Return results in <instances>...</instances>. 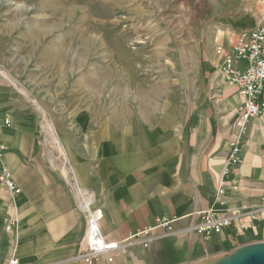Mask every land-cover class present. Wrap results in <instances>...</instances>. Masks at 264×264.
I'll return each instance as SVG.
<instances>
[{
    "label": "crops",
    "instance_id": "0c3cea01",
    "mask_svg": "<svg viewBox=\"0 0 264 264\" xmlns=\"http://www.w3.org/2000/svg\"><path fill=\"white\" fill-rule=\"evenodd\" d=\"M243 12L201 34L185 88L157 89L156 103L152 98L140 103L123 121L82 112L74 123L77 134L55 130L58 144L23 104L1 95L0 264L13 241L19 264H85L88 205L102 214L104 240L118 246L94 264H190L264 243L261 221L244 217L243 232L225 229L204 240L192 218L210 208L218 213L264 208V117L249 121L241 161L224 175L242 98L220 75L218 50L228 51L241 33L264 21L259 1ZM149 92L154 94L139 93ZM3 168L19 194L6 189ZM10 219L15 227L7 233ZM163 219L171 222L170 230L158 227ZM143 230L153 238L147 247L143 238L128 240Z\"/></svg>",
    "mask_w": 264,
    "mask_h": 264
},
{
    "label": "rangeland",
    "instance_id": "374dc122",
    "mask_svg": "<svg viewBox=\"0 0 264 264\" xmlns=\"http://www.w3.org/2000/svg\"><path fill=\"white\" fill-rule=\"evenodd\" d=\"M62 1L0 0V99L3 94L23 104L57 144L55 130L59 135L75 132L82 112L96 120L123 121L140 103L150 98L156 103L157 89L185 88L201 34L218 21L241 18L258 1L264 14V0H123L109 19L116 23L94 26L81 5L76 16L63 18ZM126 9L133 13H123ZM115 39L122 40L130 63L114 64L107 56L109 47L114 52ZM115 67L117 76H103ZM141 90L154 94L142 97ZM13 249L17 254L16 241Z\"/></svg>",
    "mask_w": 264,
    "mask_h": 264
},
{
    "label": "built area",
    "instance_id": "2783aa9c",
    "mask_svg": "<svg viewBox=\"0 0 264 264\" xmlns=\"http://www.w3.org/2000/svg\"><path fill=\"white\" fill-rule=\"evenodd\" d=\"M222 57V66L220 75L225 83L236 89L238 95L242 98L241 111L234 123L235 134L231 138L230 151L228 153L224 175L236 167L241 159V145L245 136L249 121L256 117H264V26L243 32L239 36L238 43L228 51L218 50ZM1 130V125H0ZM5 150L0 142V156ZM1 179L6 189L11 195H17L20 190L11 180L7 169H1ZM222 186L218 194H221ZM87 228L84 240L81 245V258L85 264H94L99 258L109 256L118 246L107 243L101 233L100 223L102 214L99 210L90 212L86 207ZM249 221H261L264 223V208L259 211L245 213L240 209L227 208L225 212L218 213L210 208L195 213L192 218L198 222L194 227L195 232L204 240L210 239L213 235L221 234L225 229L236 233L243 232L247 223L243 218ZM170 221L165 219L159 221L158 227L170 230ZM15 220H9L5 228L10 232L14 227ZM150 230H143L131 236L128 240L144 239L143 245L147 247V241H151ZM5 264H18V258L15 249L10 250Z\"/></svg>",
    "mask_w": 264,
    "mask_h": 264
},
{
    "label": "bare ground",
    "instance_id": "6f19581e",
    "mask_svg": "<svg viewBox=\"0 0 264 264\" xmlns=\"http://www.w3.org/2000/svg\"><path fill=\"white\" fill-rule=\"evenodd\" d=\"M109 3H112L110 5H107ZM63 4V11L61 12V15L63 16V18H69L71 15H75L77 12H80L81 7H84L87 9L88 12V16L87 19H91L92 24L93 23H100V24H104L107 25L109 23H116L117 21H111L109 22V19L112 18L113 12L117 11V8H121V6H123V0H119L118 2H116L115 0H64L62 1ZM123 13H128V14H132V11H128L127 9L123 11ZM127 14V15H128ZM126 15V14H125ZM62 18V19H63ZM71 19V18H70ZM85 19V20H87ZM67 20V19H66ZM95 26V24H93ZM88 28V27H87ZM96 28V27H95ZM93 29V28H92ZM91 30V28H90ZM86 31V30H85ZM92 31V30H91ZM99 31V30H97ZM104 31V30H103ZM130 31V30H129ZM94 31H92L93 33ZM87 33V32H86ZM89 33V32H88ZM91 33V32H90ZM91 33V34H92ZM125 33V32H124ZM130 33V32H129ZM134 33V32H133ZM96 34V33H95ZM91 35H89L90 37ZM120 36V34H119ZM82 37V36H81ZM88 38V37H87ZM117 38V37H116ZM118 40V39H117ZM124 42L125 40L129 41V39L125 38L123 39ZM87 41H91V38L86 40ZM95 41V38H94ZM84 43H86L85 41H83ZM162 42V41H161ZM122 40L120 42H116V39L114 40V44L113 45V49L114 52H111L110 47L108 48V53L107 56L109 58H112L113 62H115L114 64H126V63H130L131 61H128L126 57H124V55L127 53V49H123L121 48V44ZM133 45V44H132ZM139 45H145V44H139ZM92 46V45H91ZM100 47H102V45H100ZM116 49V50H115ZM142 50V49H141ZM120 51V52H119ZM140 51V50H139ZM103 52V51H102ZM111 52V53H110ZM141 52V51H140ZM106 53V52H104ZM115 53V54H114ZM99 54V53H98ZM132 54V53H130ZM136 54V53H135ZM97 55V54H96ZM100 55H104L103 53ZM128 55V54H127ZM134 55V53H133ZM132 55V56H133ZM106 56V55H105ZM104 56V57H105ZM129 56V55H128ZM120 58V59H116V58ZM130 57V56H129ZM102 58V56H101ZM131 60V59H130ZM133 62V61H132ZM128 66V65H127ZM118 67H115L114 69H108L106 70V72L102 73L103 76H117V73L119 72ZM127 71H133V68L131 66H128ZM122 74V73H121ZM102 76V77H103ZM106 78V77H105ZM89 205L86 206V208L88 209ZM89 210V209H88Z\"/></svg>",
    "mask_w": 264,
    "mask_h": 264
},
{
    "label": "water",
    "instance_id": "95a60500",
    "mask_svg": "<svg viewBox=\"0 0 264 264\" xmlns=\"http://www.w3.org/2000/svg\"><path fill=\"white\" fill-rule=\"evenodd\" d=\"M190 264H264V243L245 245L231 252L203 258Z\"/></svg>",
    "mask_w": 264,
    "mask_h": 264
}]
</instances>
